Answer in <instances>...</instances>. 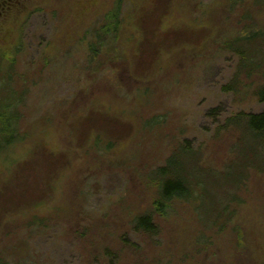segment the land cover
<instances>
[{
    "label": "rangeland",
    "instance_id": "rangeland-1",
    "mask_svg": "<svg viewBox=\"0 0 264 264\" xmlns=\"http://www.w3.org/2000/svg\"><path fill=\"white\" fill-rule=\"evenodd\" d=\"M257 1L20 0L0 15V262L264 264V172L230 190L224 232L184 202L156 217L159 238L132 228L180 143L222 173L227 118L264 110V69L248 76L228 47L247 8L264 29Z\"/></svg>",
    "mask_w": 264,
    "mask_h": 264
},
{
    "label": "trees",
    "instance_id": "trees-1",
    "mask_svg": "<svg viewBox=\"0 0 264 264\" xmlns=\"http://www.w3.org/2000/svg\"><path fill=\"white\" fill-rule=\"evenodd\" d=\"M249 1L232 0V5L244 7ZM263 4L264 0H258L256 6ZM244 12L242 18L247 20L245 23H248L242 35L228 47H233L234 51L241 56L240 68L247 71L246 74L250 76L264 69V57L260 61V56L263 55L261 48L264 47V29L252 25L253 19L250 17L253 15L252 11L247 8ZM238 81L224 86V89L238 90L240 86ZM257 96L264 104V84L259 87ZM12 106L8 104L9 108L4 110L8 111L12 109ZM225 124L227 127L234 128L239 134L235 149L237 158L227 165V171L218 173L205 167L201 164L203 158L200 150L194 149L190 144L180 143L166 159L165 164L150 174L156 187V197L151 208L133 220L132 228L136 233L150 239L159 238L161 227L156 217L164 216L170 206L177 202L195 204L196 215L205 228V232L213 228H216L218 233L227 230V224L221 223V219L228 212L227 217L229 221L232 220L235 211H229V209L237 207V197L230 190L233 187L238 188L239 191L242 187L246 189L252 171L264 172V110L260 113L240 112L228 117ZM2 143L8 147L11 141L6 140V143ZM2 148L5 147H0V156L3 153ZM221 199L228 204L220 210ZM208 201L212 205L210 206L209 203L207 207ZM0 264L3 263L0 262Z\"/></svg>",
    "mask_w": 264,
    "mask_h": 264
},
{
    "label": "flooded vegetation",
    "instance_id": "flooded-vegetation-1",
    "mask_svg": "<svg viewBox=\"0 0 264 264\" xmlns=\"http://www.w3.org/2000/svg\"><path fill=\"white\" fill-rule=\"evenodd\" d=\"M20 0H0V15L3 14L4 11L8 10V7L11 5L19 4Z\"/></svg>",
    "mask_w": 264,
    "mask_h": 264
}]
</instances>
